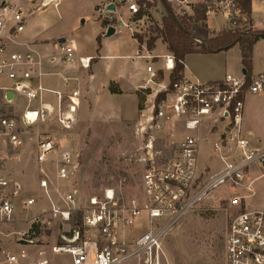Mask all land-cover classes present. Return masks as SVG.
I'll return each mask as SVG.
<instances>
[{"label": "built area", "instance_id": "built-area-1", "mask_svg": "<svg viewBox=\"0 0 264 264\" xmlns=\"http://www.w3.org/2000/svg\"><path fill=\"white\" fill-rule=\"evenodd\" d=\"M59 1L0 0V92L4 99L5 93H8L26 100V109L20 118L25 126L44 121L48 117L50 109L47 107L29 108L33 101L41 103L46 91L53 93L57 99L56 120L60 127L70 130L74 122L79 92L70 90L64 96L59 91L46 90L39 84L32 85V58L10 50L25 26L26 13L21 4H30L32 10H41L50 6L57 7ZM166 1L186 8L180 14L194 15L195 10L199 9L206 22L209 16L222 17L229 29L264 30V0H250V11L244 8L245 0ZM138 2L119 0L131 15L139 11ZM112 3V0H108L100 9L107 15L104 18L108 23L113 20L112 13L116 12V5L113 4L114 11L108 8ZM255 3L261 6L258 14L262 27H254L248 21L254 20ZM143 17L131 21H140ZM58 45L62 51V60L73 61L74 48L65 42ZM90 60V57L79 58L80 66L88 68ZM164 62L165 69L171 72L174 67L173 56H164ZM147 71L151 78L156 73L151 66H147ZM245 75L237 77L227 73L218 81L202 82L182 74L180 79L173 82L164 98L157 103L155 100L152 102L147 127L159 133L168 122L179 120L182 129L195 134H186L179 142L171 141L166 152L153 151L156 136L152 135L148 139L145 147L149 156L145 158L141 177V201L130 198L120 203L111 188L104 190L101 196H88L83 203L78 201L76 190L58 193L59 202L49 198L47 218L64 222L72 221L79 215L81 221V228L74 230L71 237L63 238L64 241L53 247V251L68 254L71 264H163L166 259L163 241L184 215L204 199H215L217 196L214 191L220 185L227 184L237 190L243 188V180L251 165H258L264 173V145H251L242 130L244 98L246 94H264V73L251 74L248 83ZM64 82L65 87H69V80ZM165 89L166 86L163 87ZM64 97L68 100L66 105L63 104ZM205 120L214 123L226 121L225 130L212 140L210 146L213 156H217L223 163L217 172L201 170L197 164L201 145L200 131L207 127ZM19 127L16 117L0 113V136L6 139L12 150L24 144ZM212 128L213 125L210 130ZM52 153L54 156L50 157ZM78 154L71 147L61 146L59 141L49 135L41 136L36 143V161L43 164L50 160L55 177L61 182L70 181L74 175L78 167ZM39 173V187L49 197L48 176L43 168L39 169ZM20 190L19 182L10 181L0 174V227L13 220L14 198ZM228 200L238 210L230 218L224 234V264H264V210H245L237 194ZM34 204L36 200L33 197L21 200L24 209ZM44 221L45 212L32 218L33 223ZM22 256H26L23 250L20 253ZM5 261L14 264L18 257L6 253ZM29 264H45V261Z\"/></svg>", "mask_w": 264, "mask_h": 264}, {"label": "rangeland", "instance_id": "rangeland-1", "mask_svg": "<svg viewBox=\"0 0 264 264\" xmlns=\"http://www.w3.org/2000/svg\"><path fill=\"white\" fill-rule=\"evenodd\" d=\"M112 1V4L116 5L117 22L124 21L126 25L118 27V31L108 37L104 36L107 28L101 24L107 15L100 10L108 0H60L58 7L60 19L51 7L37 14V17L45 16L50 19L54 22V30L59 32V35L62 34L67 39L72 38L82 50H89V52L95 50L96 55L111 51L130 54L134 52L136 44L131 38L132 32L136 31L142 36L154 33L155 25L159 23L165 10L160 0H155V6L148 8L149 16L132 22L133 15L126 6L120 4L119 0ZM97 5L99 6L96 7ZM170 5L173 11L179 14L186 10L177 4ZM259 10L261 6L255 3L253 6L254 20L248 19L254 27H262ZM207 24L215 32L229 29L224 18L218 16H209ZM102 27L104 34L101 33ZM161 46L157 43L156 53ZM235 49L238 51V48ZM263 50L264 39H261L253 47L254 69H264ZM197 57L201 56L190 54L186 56V59L190 61L193 58L194 66L199 67L202 62L201 58ZM147 62L146 59L131 62L128 58L125 60V68L127 71L135 70L143 77ZM102 63L103 60H100V64ZM153 65L155 66L154 63ZM161 72L162 70L156 71L152 79L161 80L163 78ZM71 88L73 89L72 86ZM142 95L145 98V94L142 93ZM154 100L155 98L152 102ZM245 101L246 117L248 121L250 119L259 135L260 143L263 144L264 94L257 97L248 96ZM152 102L150 100L145 104L144 100L143 112L140 111L136 117V100L133 97H127L125 102L127 118L132 120H123L115 115L108 117L109 115L98 114L86 123L75 122L70 130H65L60 127L54 114L48 115L44 121H38L33 125H23L20 122V110L14 103L5 104L4 97L0 93V113L19 119V134L24 140L21 148L12 150L6 139L1 137L4 144H0V174L10 181L19 182L21 190L14 198L13 220L0 227V264H8L5 261L6 253L17 255L18 261L14 264H29L38 261H45V264H71L68 254L56 253L53 247L60 245L64 241L63 238L71 237L74 230L81 226L77 223L78 215L72 221L64 222L47 218L49 198L54 202H59L58 193L63 194L61 192L76 190L78 201L83 203L88 196H101L104 190L111 188L120 203L130 198L142 200L141 177L145 158L149 156L145 147L148 139L152 135L156 136L153 151L166 152L170 148L171 141L179 142L184 135L195 134L182 129L179 120H172L165 124L166 128L162 132L156 133L149 130L146 118L150 114L148 108ZM24 103L25 101H21L20 106L22 107ZM200 134L202 143L198 152V167L201 170L217 172L222 168L223 163L217 156H213L210 149L214 137L206 134L205 129H201ZM45 135L54 137L61 146L71 147L79 153L78 167L70 181L61 182L56 179L50 160L43 164L36 161V143L41 136ZM53 156L52 153L50 157ZM40 168L44 169L49 179V197L39 187ZM248 172L251 177L263 173L258 165H251ZM254 189V196L248 200L249 204L246 201V205L253 210H262L264 209V176L256 180ZM239 192L236 187L231 188L227 184L220 185L214 191L217 196L215 199H204L184 215L163 241L166 254L163 264H224V234L230 218L238 210L237 207L230 205L228 199L234 194L238 195ZM25 197H33L36 204L24 209L21 206V200ZM240 205L242 206V201ZM255 206H259L260 209ZM41 212H45V221L33 223L32 218ZM142 216H144L143 213ZM22 250L26 254L24 258L20 257Z\"/></svg>", "mask_w": 264, "mask_h": 264}, {"label": "crops", "instance_id": "crops-1", "mask_svg": "<svg viewBox=\"0 0 264 264\" xmlns=\"http://www.w3.org/2000/svg\"><path fill=\"white\" fill-rule=\"evenodd\" d=\"M21 5L24 12L26 13L25 26L23 31L17 37V43L11 46L10 50L19 52L24 56L28 55L32 58L34 63V72L32 74L31 80L32 85L39 84L46 90L59 91L64 96L69 93L70 90H77L79 92L78 106L76 107V111L74 113V122L71 127H73L75 122L86 123L88 120H92V118L98 114L107 116L109 115L108 117H110V115H115L123 120H132L127 118V108L125 106L127 97L135 98L137 117L139 114L137 109V92L141 91L145 94V104H147L150 100L152 102L158 92H160L163 87L169 83L170 72L164 67V56L168 55L169 51L167 50L166 44L163 43L161 39H157L155 41L154 48L149 51L146 48L145 41H143L142 44H139L138 41L131 35L132 40L136 43L134 46V52L130 54H124L111 51L109 53H97L96 55L95 50L93 52H89V50H82L79 48L78 43L72 38L67 39L62 34L59 35V32L54 30V22H51L50 19L46 18L45 16L37 17V14L42 13L49 7L41 10H32V6L30 4L22 3ZM98 6L99 5L96 7ZM50 7L56 11L57 17L60 19L58 12L59 4L57 7ZM115 15L116 12H113L112 17H115ZM117 23L118 22L115 17V22L108 23V25L105 27H115L114 33H116L118 31V27H123L126 25L124 21L122 22L123 26H118ZM208 28L213 33H216L209 26ZM101 33L104 34L103 27ZM104 36L108 37L106 32ZM258 41H261V39ZM61 42H65L67 45L74 48L73 61L65 62L62 60V51L58 45ZM157 43L162 45L158 53L155 52ZM235 48H238V51H236ZM190 54H197L201 56L197 58H201L200 60L202 65L199 67L194 66L192 62L194 60L193 58L188 61L186 56ZM186 56L183 62L184 67L182 74L188 78H196L202 82H208L218 81L222 79L227 73L237 77L243 75L241 72L243 67L241 64V55L238 45H235L226 51L213 53H189ZM81 57H90L91 60L88 68H83L80 66L79 58ZM128 58L131 62H135L137 59L148 60L143 71V77L141 73L136 72L135 70L127 71L125 68V60H128ZM100 60H103L102 64H100ZM251 62L252 74L264 73V69H254L253 50ZM147 66H151L155 72L162 70L161 75L163 78L158 81H156L155 78L152 79L151 74L147 71ZM66 79L69 80V87H65L64 81ZM111 83L114 85V87L120 90L119 93L110 92L109 86ZM145 91L148 94H146ZM248 96L257 97L260 96V94H246L244 98L242 123L243 134L247 137L251 145H264V143H260L261 140L259 135H257V132L255 131L250 119L248 121V118L246 117L245 99ZM150 97L151 99H149ZM21 101H25L22 107L20 106ZM56 101L57 99L55 95L50 91H46L43 94L42 102L40 103L38 101H33L29 108L38 109L40 106L47 107L50 109L48 115L54 114L56 117ZM4 103H14L15 106H17V108L20 110L19 117L21 118L22 113L26 109L27 102L21 96L5 93ZM67 103L68 100L64 97L63 104L66 105ZM204 122H206L207 127L203 129L206 130V134L214 137L212 140L216 139L218 135L225 130L226 121L214 123L211 120H205ZM212 125L213 128L210 130ZM0 144H4L1 140V136ZM260 176H264V173H261L259 176L251 177L250 173L248 172L243 180V188L239 190L240 192L238 195L241 197L242 208L247 211H259L256 209L253 210L250 208V206L246 205V201L248 203V200L254 196V184ZM255 208L260 209L259 206H255Z\"/></svg>", "mask_w": 264, "mask_h": 264}, {"label": "trees", "instance_id": "trees-1", "mask_svg": "<svg viewBox=\"0 0 264 264\" xmlns=\"http://www.w3.org/2000/svg\"><path fill=\"white\" fill-rule=\"evenodd\" d=\"M165 13L161 16L159 23L155 25L154 33L148 36H142L133 32L132 37L142 44L145 41L147 50L154 48L155 41L161 39L166 44L169 54L173 56L174 67L169 74V84L165 90L160 91L155 102L164 98L170 91L171 84L182 76L184 67V58L189 53H213L229 50L235 45L239 46L241 55V64L246 71L245 78L247 83L252 74V50L254 44L264 39V30L251 31L238 29H221L213 33L208 28L206 19L199 9L195 10L194 15L179 14L173 11L171 5L166 0H160ZM140 9L133 15L131 20L141 19L143 16H149L148 8L155 6V0H139ZM144 5V6H143ZM244 8L250 11V0H245ZM112 22H115L113 16ZM102 25L107 26L108 22L103 19ZM145 39V40H144ZM111 93H119L120 90L111 83L109 86ZM146 92V91H145ZM138 111L144 109L145 98L141 91L137 92ZM78 224L81 226L80 216L78 215Z\"/></svg>", "mask_w": 264, "mask_h": 264}, {"label": "water", "instance_id": "water-1", "mask_svg": "<svg viewBox=\"0 0 264 264\" xmlns=\"http://www.w3.org/2000/svg\"><path fill=\"white\" fill-rule=\"evenodd\" d=\"M108 6H109L108 8H109L111 11H114V10H115V7H114L113 4H110V5H108ZM118 26H123V23L119 21V22H118ZM114 31H115V27H113V26H109V27L107 28V30H106V35L109 36V35L113 34ZM241 72H242L243 75L246 74V71H245L244 68L241 70Z\"/></svg>", "mask_w": 264, "mask_h": 264}, {"label": "bare ground", "instance_id": "bare-ground-1", "mask_svg": "<svg viewBox=\"0 0 264 264\" xmlns=\"http://www.w3.org/2000/svg\"><path fill=\"white\" fill-rule=\"evenodd\" d=\"M148 110H150V114H149V116L146 118L147 119V122L150 120V116H151V106H149V108H148ZM151 146H152V144H151ZM148 148L150 147V146H147ZM25 256H22V258H24Z\"/></svg>", "mask_w": 264, "mask_h": 264}]
</instances>
